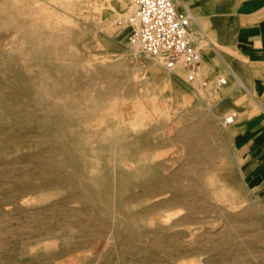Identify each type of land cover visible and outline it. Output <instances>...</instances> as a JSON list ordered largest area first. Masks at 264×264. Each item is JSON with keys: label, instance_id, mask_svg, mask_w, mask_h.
<instances>
[{"label": "rangeland", "instance_id": "obj_1", "mask_svg": "<svg viewBox=\"0 0 264 264\" xmlns=\"http://www.w3.org/2000/svg\"><path fill=\"white\" fill-rule=\"evenodd\" d=\"M173 2L199 76L137 52L129 0H0V264H264L213 18Z\"/></svg>", "mask_w": 264, "mask_h": 264}, {"label": "crops", "instance_id": "obj_2", "mask_svg": "<svg viewBox=\"0 0 264 264\" xmlns=\"http://www.w3.org/2000/svg\"><path fill=\"white\" fill-rule=\"evenodd\" d=\"M199 1L219 42L214 52L225 75L219 84L223 108L236 110L229 130L239 149L240 176L264 214V0Z\"/></svg>", "mask_w": 264, "mask_h": 264}, {"label": "built area", "instance_id": "obj_3", "mask_svg": "<svg viewBox=\"0 0 264 264\" xmlns=\"http://www.w3.org/2000/svg\"><path fill=\"white\" fill-rule=\"evenodd\" d=\"M129 1L131 12L118 20V25L130 27L129 40L137 52L145 58L161 57L168 69L181 65L192 76H199L201 57L191 31V12L179 11L173 0ZM222 83L219 79L218 84ZM233 119L234 115H229L225 121Z\"/></svg>", "mask_w": 264, "mask_h": 264}, {"label": "bare ground", "instance_id": "obj_4", "mask_svg": "<svg viewBox=\"0 0 264 264\" xmlns=\"http://www.w3.org/2000/svg\"><path fill=\"white\" fill-rule=\"evenodd\" d=\"M193 20H195V22H196V19H195V17L193 16ZM196 24L198 25V23L196 22ZM181 71H182V69L179 67V66H177V67H175V72H176V74H178V73H181ZM132 156V155H131ZM134 157V156H133ZM132 159H136V158H132ZM131 161H133V160H131ZM136 162H137V160H136ZM160 165L161 164H159V163H155L154 162V159H153V157H150L149 158V160H147V161H145V168H147V171H146V176H147V180H153L155 177H156V175L154 174V169L155 168H159L160 167ZM136 170H137V168H136ZM145 177H143V179H144ZM169 180V179H168ZM141 181V180H140ZM144 182H146V181H144ZM140 183V182H139ZM141 183H142V181H141ZM152 183V182H151ZM148 184H149V182H148ZM148 195V194H147ZM124 221V220H123Z\"/></svg>", "mask_w": 264, "mask_h": 264}]
</instances>
